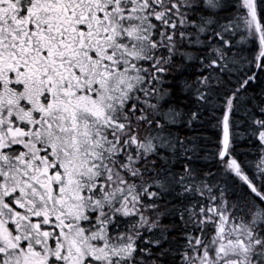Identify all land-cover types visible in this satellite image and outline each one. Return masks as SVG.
Segmentation results:
<instances>
[{"label": "snow or ice", "instance_id": "snow-or-ice-1", "mask_svg": "<svg viewBox=\"0 0 264 264\" xmlns=\"http://www.w3.org/2000/svg\"><path fill=\"white\" fill-rule=\"evenodd\" d=\"M0 264H264V0H0Z\"/></svg>", "mask_w": 264, "mask_h": 264}, {"label": "trees", "instance_id": "trees-1", "mask_svg": "<svg viewBox=\"0 0 264 264\" xmlns=\"http://www.w3.org/2000/svg\"><path fill=\"white\" fill-rule=\"evenodd\" d=\"M248 158L250 160H256L257 159V157H256V155L254 153H253V155H250Z\"/></svg>", "mask_w": 264, "mask_h": 264}]
</instances>
